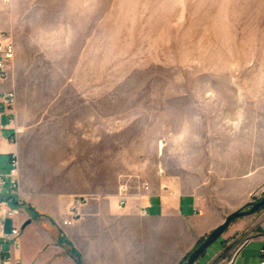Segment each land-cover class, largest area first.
Wrapping results in <instances>:
<instances>
[{
	"label": "crops",
	"instance_id": "0c3cea01",
	"mask_svg": "<svg viewBox=\"0 0 264 264\" xmlns=\"http://www.w3.org/2000/svg\"><path fill=\"white\" fill-rule=\"evenodd\" d=\"M81 75V65L69 66L56 96L16 99L14 124L0 115V228L20 229L12 250L20 264H76L71 253L81 264H180L229 214L264 194V120L261 129L252 125L227 140L219 131L212 144L209 136L189 138L182 153L154 148L115 156L108 84L101 85L105 97H83ZM78 197L87 198L81 218L63 226ZM7 209L18 215L6 217ZM263 221V209L233 221L218 238L220 248L205 260L201 255L203 264L242 236L249 241L232 264H260Z\"/></svg>",
	"mask_w": 264,
	"mask_h": 264
},
{
	"label": "rangeland",
	"instance_id": "374dc122",
	"mask_svg": "<svg viewBox=\"0 0 264 264\" xmlns=\"http://www.w3.org/2000/svg\"><path fill=\"white\" fill-rule=\"evenodd\" d=\"M0 31L16 51L1 86L18 104L56 96L73 65L83 97H105L108 84L115 156L261 129L264 0H0Z\"/></svg>",
	"mask_w": 264,
	"mask_h": 264
},
{
	"label": "built area",
	"instance_id": "2783aa9c",
	"mask_svg": "<svg viewBox=\"0 0 264 264\" xmlns=\"http://www.w3.org/2000/svg\"><path fill=\"white\" fill-rule=\"evenodd\" d=\"M15 45L12 39L3 31H0V115L4 114L8 117V123H15V104L16 95L11 90L2 89V83H4L9 68L11 67L15 59ZM17 158L16 155L12 156L10 161L9 176L12 178L11 186L16 187L17 179ZM3 179L0 176V186L3 185ZM145 189L148 186L145 185ZM120 197L122 204L126 203V188H120ZM86 197H78L71 201L67 213V218L62 221L63 226H70L81 218V211L86 204ZM264 213V208H263ZM6 217H15L18 215L17 209L4 210ZM264 225V221L262 222ZM20 236V229L13 228L10 234H6L0 228V264H20V262L13 257L12 250L18 248V238ZM249 241V237H239L234 240L227 248H225L219 256L215 259L213 264H232L237 253L242 249L244 245ZM3 244H11V247L4 248ZM260 254L262 260L260 264H264V247L261 249Z\"/></svg>",
	"mask_w": 264,
	"mask_h": 264
},
{
	"label": "water",
	"instance_id": "95a60500",
	"mask_svg": "<svg viewBox=\"0 0 264 264\" xmlns=\"http://www.w3.org/2000/svg\"><path fill=\"white\" fill-rule=\"evenodd\" d=\"M264 208V196L256 203L251 205L249 210L238 209L233 213L229 214L223 221L221 225L215 228L206 239L196 247L188 256L186 264H194L195 261L205 252V250L215 242L228 228V226L241 217L251 216ZM30 221H28L24 226L28 225Z\"/></svg>",
	"mask_w": 264,
	"mask_h": 264
},
{
	"label": "trees",
	"instance_id": "16d2710c",
	"mask_svg": "<svg viewBox=\"0 0 264 264\" xmlns=\"http://www.w3.org/2000/svg\"><path fill=\"white\" fill-rule=\"evenodd\" d=\"M250 209L251 208V205H247V206H245L243 209L245 210V209ZM247 209V210H248ZM205 239H203V240H200L198 243H197V245H196V247H198L203 241H204ZM58 243H59V245L60 244H62V241H61V239L59 238L58 239ZM195 247V248H196ZM71 257L73 258V260L75 261V263L76 264H81V261H80V257H79V255L78 254H72L71 253ZM187 258H188V256L180 263V264H186V261H187Z\"/></svg>",
	"mask_w": 264,
	"mask_h": 264
}]
</instances>
